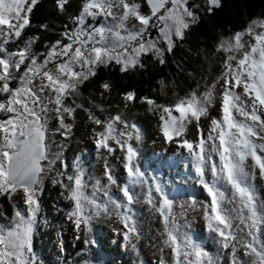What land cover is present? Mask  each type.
Here are the masks:
<instances>
[{
    "label": "snow or ice",
    "instance_id": "obj_1",
    "mask_svg": "<svg viewBox=\"0 0 264 264\" xmlns=\"http://www.w3.org/2000/svg\"><path fill=\"white\" fill-rule=\"evenodd\" d=\"M39 2L0 0V199L13 209L10 218L0 212V218L8 220L0 223V264H36L33 237L39 195L45 175L53 170L57 174L53 184H59L73 203L67 219L75 231L90 232L94 217L115 212L123 224L126 245L135 248L132 240L139 239L140 232L129 214L135 199L131 189L148 181L135 163L133 133L118 129L135 125L119 114L102 120L83 104H75L74 98L102 67L117 65L127 73L145 68L143 57L148 56L164 64L198 22L199 12L212 13L222 6V0H204L203 5L195 0H81L78 12L69 17L70 25L65 24L55 40L44 41L41 51L36 47L41 36L26 31L33 26L31 17ZM69 4L70 0H54L59 13L67 12ZM39 28L51 30L48 24ZM217 51L225 54L222 72L203 93L193 91L167 105L137 97L135 91L123 93L122 98L131 104L139 99L148 111L158 114L165 143H175L188 153L186 159L209 197L202 211L206 229L218 245L215 256L181 231L173 211L175 202L164 189L158 183L149 186L148 203L161 218L162 243L171 250V264H222L224 259L227 264H264V200L253 184L257 172L264 178V16L221 38ZM158 83L166 94L169 85L163 79ZM98 88L104 96L113 85L103 81ZM217 104L219 114L213 116L211 109ZM78 108L99 129H94L97 152L114 155L119 149L124 154L120 159L127 182L121 192L126 203L111 197L98 203L100 181L89 193L80 158L73 161L69 173L61 155L63 145L55 152L50 147L49 121L55 119V132L67 139L72 124L66 120L74 119ZM202 118L209 121L207 130L200 126ZM193 123L196 138L190 140L187 132ZM135 139H140L138 130ZM105 175L116 182L107 162ZM153 191L159 196L158 204ZM18 194H22V207L15 199ZM190 206L196 207L195 200ZM159 264L169 261L161 255Z\"/></svg>",
    "mask_w": 264,
    "mask_h": 264
},
{
    "label": "trees",
    "instance_id": "obj_2",
    "mask_svg": "<svg viewBox=\"0 0 264 264\" xmlns=\"http://www.w3.org/2000/svg\"><path fill=\"white\" fill-rule=\"evenodd\" d=\"M80 6L81 0H70L67 12L59 13L55 8L54 0H40L31 17L33 26L26 30L29 35L39 34L41 36V42L36 46L38 50H43L44 41H52L58 38V32L65 24L70 25L71 22L69 17L76 14ZM262 16H264V0H222V6L220 8L213 10L212 13L203 12L199 15L200 18L198 22L187 30L185 38L182 41L177 42V46L173 52L165 57L166 62L164 64H160L156 59L148 56L143 57L145 68L136 69L127 73H122L117 65L98 69L97 76L82 86V92L87 93L89 88H94L95 90L99 83L108 81L113 85L111 94L114 96V99H96L95 102L91 101L90 103H83V101H80V104H83L86 108L94 111L100 118H103L102 116L106 115L105 113L108 111L106 107H117L121 113L124 112L126 116L129 117L131 124L135 125V130H138L144 138V131L142 132L138 127L140 124L142 125V122L138 121L139 118L143 115H153L157 113L148 111L147 106L141 103L139 99H137L134 104L125 102L122 98V94L128 91H135L137 97H151L156 99L158 103L167 105L174 103L179 97L186 96L190 92L195 91L198 94L203 93L206 90L207 85H209V77L211 75V64L210 61L208 63L206 59L213 50L215 43L218 42L219 36H231L232 33L242 30L251 19ZM41 24H48L51 30L48 32L41 31L39 28ZM209 59L212 60V62L217 63L215 58L212 59L209 57ZM161 79L169 85L166 94L160 91V85L158 82ZM67 103L69 102L67 101ZM126 103L127 106H125ZM96 105H99L100 107H95ZM87 117L88 115L83 113L81 117L74 121L71 134L68 136L66 148L64 150V157L66 159L73 156L72 152L75 149V143H80L86 140L94 144V129H96V125L90 120H87ZM91 126H94V128L91 129ZM95 151L90 153L88 148H80L81 155H78V157H81L80 161H82V165H87L88 162L92 160L93 157L91 155ZM68 152H70L71 155L68 154ZM136 158H138V155ZM145 159L147 158L143 156V160ZM148 163L153 165L152 160H148ZM116 170L118 171V169ZM119 175L120 172L118 174L114 172L115 178ZM85 178L88 180L87 175ZM153 182L155 181H152L150 186L153 185ZM145 185L149 191L148 184ZM169 186V190L161 187L168 195H170L169 197L174 200V206L179 198L187 197L186 200L188 199V201L197 198L195 196L192 198L185 191L180 193L176 188L177 186L173 187L171 184ZM199 186L206 196V201L201 203L198 215L202 220L204 233L198 234L197 230L192 228L191 225L187 228H182L181 231H186L194 240L201 243L215 256L218 252V245L216 243L214 244V234L209 233L206 229V223L203 219L202 211V205L209 200V197L203 186L200 184ZM42 187L43 191L40 193L39 197L42 204L40 205V210L43 211L42 213L44 216L38 214L37 233L33 237V246L37 247L41 252L42 259L40 264H45L44 262H47L49 259L48 254L44 255L42 253V250L45 248V240L51 232L56 233L55 229H53V223L56 225V223L62 221L68 208L72 207L73 203L71 200L67 199V193L59 184H53V180L49 183L45 179ZM133 187L135 189L137 188V185ZM141 190V197L143 198V187ZM154 196L159 197L156 193H154ZM0 200L2 201L3 206L2 212L10 218L12 216L10 204L5 199ZM182 202L183 201H179L178 205H181ZM51 206H55L57 212L48 215ZM135 206L136 204H132L131 209L133 210ZM140 211L141 209H138L137 207L136 212L138 213ZM159 220L162 225L161 218ZM136 223L139 230L147 225L145 224L140 228V222L138 221ZM63 228L64 227L59 228V231ZM81 231V233L77 232V237L79 238L77 239L76 237L74 247L70 251V256H72L73 260H76L81 256L80 254L84 252L80 248L90 245L85 242L87 240L85 237L88 235V232L85 233L83 229H81ZM105 233L106 230L100 229L99 232L94 233L95 236L97 235V245L101 248L105 257V260L100 261V263H97L95 260V264H134L133 261L136 257L128 252L127 248L119 250L116 245H112L114 243L110 240L108 241ZM64 258L65 256L62 259ZM66 260L69 261V258ZM62 261L64 260H61V262L57 264H62ZM157 261L159 264L160 259ZM145 264L148 263L146 262ZM222 264H227V260L224 259Z\"/></svg>",
    "mask_w": 264,
    "mask_h": 264
},
{
    "label": "rangeland",
    "instance_id": "obj_3",
    "mask_svg": "<svg viewBox=\"0 0 264 264\" xmlns=\"http://www.w3.org/2000/svg\"><path fill=\"white\" fill-rule=\"evenodd\" d=\"M195 2L201 5L204 4V0H195ZM203 12H207V11L201 10L199 12V15H201ZM153 35H155V33H153ZM224 37L227 36H223V37L221 35L219 36L218 42L215 43L213 50L210 52V55L206 59L207 62L209 63L210 61L211 64L210 66L211 75L209 77L210 79L209 85L215 82L222 72L223 58L225 54L220 51H217V45L220 39ZM209 57H211L212 59L215 58L218 64L212 62V60H210ZM209 85H207L206 90ZM217 90L219 91V85H217ZM85 93H83L81 89V95L74 98L75 104H80L81 103L80 101H83V103H90L91 101L95 102L96 99H104V98H107L108 100L114 99V96L111 93L101 96L99 94L100 89L98 87L95 90L94 88H89L87 93L86 94ZM68 102L71 103L72 101L69 100ZM218 106L219 105L217 104L216 108L211 109V115L217 116L219 114L217 111ZM106 109H108L107 113H105L106 115L102 116L103 118L99 117L100 119L104 120L111 116H115L119 114L124 120L128 122L130 126L132 125L131 122L129 121V117H127L124 112L121 113L117 109V107L115 106L106 107ZM83 113L88 115L83 109L78 108L75 113V118L74 119L67 118L66 122L73 125L74 121L77 118L81 117ZM87 120H89L88 117ZM138 121L142 122V125L140 124L138 127L142 130V132L144 131V138L143 135L139 133L140 139L139 140L135 139V134H136L135 128L124 129L122 126H118V129L121 131H131L133 133L134 138L130 142L133 144V146L136 148L137 152L139 153L138 158H135V163L140 167L141 171L145 174V177L147 178L148 181L147 183L148 186H150V183L152 181H155L156 184L159 182L158 183L159 185L169 190L170 187L169 185L171 184L173 187L177 186L176 188L180 193H182V191H185L192 198L194 196L197 197L193 199L196 202L195 208L190 206L193 200L188 201V199L186 200L187 197L179 198L174 206V213L176 214L177 223L181 226V229L184 227L187 228L189 225H191L192 228L197 230L198 234L204 233L202 220L198 215H199V208H201V203L203 201H206V196L202 192L199 183L197 182V177L191 164L188 163V160L186 159L188 157V153L184 149L177 148L175 143L172 144L165 143L159 127L160 121L158 114L143 115L139 118ZM208 124H209L208 119H204V118L201 119L200 126L202 128L207 130ZM56 127H57V122L55 121V119H51L49 121L50 136H51V140L49 144L54 152L57 150L58 146L63 145V151L61 155L62 158L69 165L68 172L71 173L72 171L71 166L73 164V161L78 157V155H81L80 148L82 147H85V149L88 148L90 150V153L92 151H95L96 148L95 146H93L94 144L86 140L80 143L77 142L75 143V149L72 152L73 156H70L69 158L66 159L64 157V150L66 148L68 138L65 139L64 137L56 133L55 132ZM93 128L94 126H91V129ZM95 130H99L97 126ZM187 138L190 140H194L196 138L195 123L189 125ZM68 154L71 155L70 152H68ZM123 155L124 154L120 152L119 149H117L114 155H109L105 151H100L98 153L96 150L91 155L93 157L92 160H90L87 165H83V167L87 171L89 193H92L94 191L92 186L96 185L98 180L100 181V190L97 191L96 193V198L98 203L103 204L104 202L107 201L108 197H111L112 200L121 203H126V200L121 192V186L127 182V176L125 174L123 164L120 159L123 157ZM143 156L146 157L147 159L143 160ZM148 160L149 161L152 160L153 165L148 163ZM106 162L107 165L112 170L113 178L116 181L115 183L110 182L107 176L105 175ZM249 163H251V161H249ZM57 168H59V165H57ZM116 169H118V171ZM114 172H116V174L120 172V175L117 178H115ZM55 178H57V174L56 171L53 170L45 175L44 180L46 179V181L50 183ZM155 182H153L152 185L153 187L155 185ZM65 183H67V181H65ZM253 184L256 188V191L260 199L264 200V178H261L258 172L255 175ZM142 187H143V198L141 197ZM131 190L134 193V197H135L134 202L132 204H136L138 209H141V211L137 213L136 212L137 207L135 206L133 210L131 209V212L129 214L132 215L133 219L136 222L138 221L140 222V228L141 226L147 224L145 227H143L144 229L142 228L141 230H139L140 232L139 239L133 238L132 243L135 244V248H132L130 244L126 245V242L124 241L122 235V232L124 231L123 224L121 223L119 215H117L115 212H112L111 214L102 213L101 215L94 217L91 222V231L88 232V235H86L85 238L88 241H93V240L96 241L97 235L95 236L94 233L99 232V229L106 230L105 234L107 236L108 241L110 240L114 243L112 244L109 242L110 244L116 245L119 248V250H123L127 248L128 252L132 253V255L136 257L134 261L132 260L134 264H145L146 262L148 264H158L157 260L160 259L161 255H164L165 258L169 261V264H171V250L164 247L162 243L164 239V237L161 236V233L163 232L162 230L163 226L159 222L160 216L158 215V213H156L153 206L148 203L147 186L145 184L137 185V188L134 189V187H132ZM105 192H107L108 194L107 196L104 195ZM154 193L155 192L153 191L152 192L153 200L155 203L158 204L159 197L154 196ZM15 199L19 202V204L22 207L23 206L22 194H18L15 197ZM179 201H183L181 205H178ZM40 205H42L41 202ZM131 205L129 206L130 208ZM72 209L73 206L68 208V211L66 212L65 216L64 217L62 216L63 217L62 221L56 223V225L53 223V229H55L56 233L51 232V234L46 238L44 243L45 248L42 250V253L44 255L48 254L49 257L47 262H44L45 264H57L61 262V260H64L62 261L63 262L62 264H95V260L97 261V263H100V261L105 260L103 252L101 251V248L98 247L97 243L96 244L89 243L90 244L89 246H84L80 248L84 252H82L80 254L81 256H79L76 260H73L72 256H70V251L74 247V243L78 235L77 231H75L74 229V224L67 219V214ZM2 210H3V206H2V201L0 200V212H2ZM11 210L13 215L12 207ZM110 211H111V206H110ZM42 212L43 211L40 210L39 214L43 215ZM55 212H57V208H55V206H51L48 215L55 214ZM0 223L7 224L8 220L4 218H0ZM62 227L64 228L59 231V228ZM81 232L82 231H80V233ZM36 233L37 230L35 232V235ZM162 247L164 248L163 253H161L160 251ZM33 254L36 258V263L40 264L42 256H41V252L38 250L37 247L33 246ZM64 256L65 258L62 259ZM68 258L69 261L66 260ZM112 262L115 263L114 261Z\"/></svg>",
    "mask_w": 264,
    "mask_h": 264
}]
</instances>
